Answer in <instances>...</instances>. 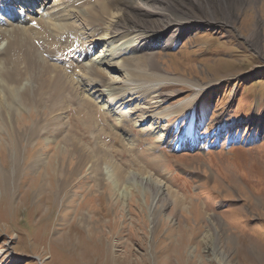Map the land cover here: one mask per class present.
I'll list each match as a JSON object with an SVG mask.
<instances>
[{
    "label": "rangeland",
    "instance_id": "1",
    "mask_svg": "<svg viewBox=\"0 0 264 264\" xmlns=\"http://www.w3.org/2000/svg\"><path fill=\"white\" fill-rule=\"evenodd\" d=\"M229 1L230 22L220 12L215 29L138 50L126 60L135 79L107 70L98 78L107 94L90 102L66 74L109 54L108 44L92 42L116 11L94 10V32L74 9L80 32L65 30L62 42L71 36L81 46L70 53L45 51L38 39L43 62L0 51V264H264V0ZM21 8L16 1L12 11ZM0 26V43H14ZM134 56H150V65ZM111 90L137 100L107 104ZM141 180L173 193L157 205L155 228Z\"/></svg>",
    "mask_w": 264,
    "mask_h": 264
},
{
    "label": "bare ground",
    "instance_id": "2",
    "mask_svg": "<svg viewBox=\"0 0 264 264\" xmlns=\"http://www.w3.org/2000/svg\"><path fill=\"white\" fill-rule=\"evenodd\" d=\"M8 1L9 3H7ZM16 1L22 4V6L25 7V10L21 8L20 12L15 15L12 10L13 4H16ZM23 1L24 0H0V3L4 5V7H1L2 5L0 6V24L4 25L9 39L16 42L12 43L6 38H2L0 46L3 42L5 45H2V50L0 51H4V53L9 52V55L5 54V56L8 57L13 54L16 55L17 50L23 51V53L19 51L20 53L17 54L20 55L27 53L28 57L21 56L20 59L29 62L30 64L31 62L35 63V58H40L34 47L33 39L42 41L43 45L41 43V46L45 51L52 47L53 49L56 48L57 51L59 50V52L65 51L70 53L71 50H76L81 46L78 40L72 42L71 36H68L66 41H64V43L69 42L68 47L62 42V34L65 30L68 34L72 31H75V34L80 32L79 25L71 23L74 19L72 14L74 9L83 10L86 19L90 20L92 24L96 26L94 32L98 31L99 26V19L94 17V10L98 15H103L104 13L108 14L112 11L117 12L112 14L114 19L112 22L108 21V27L103 30L102 35L99 36L98 39H94L92 42V44L96 43L97 46L108 44V47H111L109 51L107 50V53L109 54L105 55L99 62H96V58L93 60L89 59L87 64L79 62L81 64L82 74L77 77H74L70 73L66 74L71 78L74 87L76 86V88L81 91V94L86 97V102H90L92 100L91 95L95 93L101 92V96L107 94L105 88H107V86L109 87L110 84L106 85L105 82L101 80L107 73V70H117L119 72L124 71L126 76L133 81V79H135L134 76L127 72L128 64L131 61L128 62L126 60H130L128 57L134 55L138 50L146 49L151 51L160 48H170L173 46L172 41H178V39L182 38L184 34H191L199 29H204L205 27L215 29V23H218L215 15L224 12L225 15L222 22L226 24L227 20H229L228 22L232 20L231 5L235 7V2L233 3L229 0H217L214 5L209 2L210 0H100L99 2L94 1L92 7L89 8L80 7L79 4L84 0H59L58 3H54L52 4L53 6L50 7L48 6V3H45V0H39L37 3L42 4L40 9H38V7H36L37 9L35 7H33L35 9H32V1L35 0H29L31 2L27 4L28 6H26V3ZM95 4H98L99 7L97 8ZM152 8L155 9L153 10ZM146 10L149 11L146 12ZM144 12L147 16L144 15ZM150 16H153L155 20H152V22H155L156 25H152L148 20V17ZM32 23H37V28L32 25V27L27 26ZM173 27H177V29L173 32V35H171L169 44L164 43L163 40ZM21 34L24 36V38H21L22 40L19 39ZM131 36L134 37L133 41H131V46L126 47L124 45H118L121 40L130 38ZM110 40H112V43L109 44ZM37 43L38 42L36 41V44ZM86 46V42H83V48ZM119 47L125 48L119 50ZM129 48L131 49L128 50ZM93 49L94 48L88 46L85 54L82 56L83 59L89 58L91 51H94ZM148 57L143 58L134 56L132 61L139 63L140 65H150V59ZM1 58L2 57L0 56V61ZM40 60L43 62L41 58ZM150 74L151 73L148 75ZM59 75L60 77L65 76L64 74L62 76V73ZM67 76L63 78H66ZM4 78V83H6L7 80L5 81ZM69 80L68 83L71 82H69ZM83 81H88V83H86L87 88L84 87ZM64 84L67 86L69 85L66 84V82ZM192 84L194 87L199 86H197L196 83L194 84V82ZM130 94V92H123L121 96L114 98L111 90L110 94H108L109 100L107 101V104L113 103L117 99L118 102L116 104L121 101L124 102L123 104H130L131 102L136 101L137 98L127 101L128 95ZM197 97L198 94H196V98ZM37 165V162L34 161L30 166L31 170L33 168L36 169ZM140 183L143 188L145 187L144 189L152 192V206L149 208V219L152 223V228H155L157 226V219L162 212V210L158 209L157 205L163 203L164 200L168 201V199H171L173 193L169 189H164L162 185H154L151 181L141 180ZM176 205L179 206L177 202ZM211 238L212 234H207L205 236V241L208 242Z\"/></svg>",
    "mask_w": 264,
    "mask_h": 264
}]
</instances>
